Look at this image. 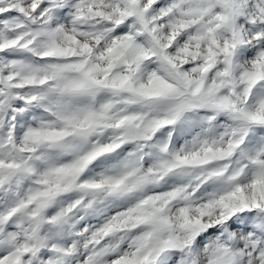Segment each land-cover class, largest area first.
<instances>
[{"label": "snow or ice", "instance_id": "obj_1", "mask_svg": "<svg viewBox=\"0 0 264 264\" xmlns=\"http://www.w3.org/2000/svg\"><path fill=\"white\" fill-rule=\"evenodd\" d=\"M0 264H264V0H0Z\"/></svg>", "mask_w": 264, "mask_h": 264}]
</instances>
